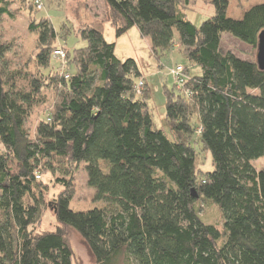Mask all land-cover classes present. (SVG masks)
<instances>
[{
  "label": "trees",
  "instance_id": "obj_1",
  "mask_svg": "<svg viewBox=\"0 0 264 264\" xmlns=\"http://www.w3.org/2000/svg\"><path fill=\"white\" fill-rule=\"evenodd\" d=\"M11 3L0 0V21L13 16ZM105 3L117 37L137 26L156 56L179 46L201 73L177 65L180 82L171 70V139L154 127L136 60L120 59L106 40L105 19L82 26L88 45L63 47L58 61L54 24L47 16L31 24L37 71L8 68L11 46L0 36V264H73L69 231L97 264H264V168L253 164L264 157V70L223 47L225 33L258 47L264 1L233 18L229 0H212L215 13L199 26L181 7L189 0ZM47 89L53 107L32 136L26 122ZM196 144L211 153V168L198 167ZM82 163L102 205L74 210L73 173ZM58 171L63 190L49 205L59 226L39 230L47 206L40 178ZM202 201L221 209V224L203 218Z\"/></svg>",
  "mask_w": 264,
  "mask_h": 264
},
{
  "label": "rangeland",
  "instance_id": "obj_2",
  "mask_svg": "<svg viewBox=\"0 0 264 264\" xmlns=\"http://www.w3.org/2000/svg\"><path fill=\"white\" fill-rule=\"evenodd\" d=\"M11 11L13 16L5 15L0 21V36L3 41L10 44L11 49L6 52L3 62L8 68H21L26 64L37 71V66L33 62L37 52L38 32L30 29L31 24H38L42 17L47 16L58 31V37L53 43L55 50L67 49L73 51L76 48L88 45L79 30L86 24H92L95 20L105 19L104 36L110 42H116V55L125 60L134 58L143 75L144 81L150 88L148 97V110L152 115L154 127L163 129L169 138L174 139L166 118V94L168 88L175 87V80L171 74L173 67L182 65L190 70V74L201 73V68L194 65L181 52L179 46H174L165 54L156 56L150 38L141 35L137 26H134L120 37L116 36L115 27L106 16L107 5L105 0H11ZM39 1V3L37 2ZM264 0H229L228 15L233 18H242L245 11L252 6L262 3ZM186 9V17L194 24L200 25L203 21L213 16L215 8L212 0H189ZM108 19V20H107ZM223 47L232 50L245 59H256L257 48L242 42L229 33L224 34ZM55 56V51H54ZM63 58L54 57V60ZM140 78H137L139 81ZM177 90V89H176ZM48 96L46 103L36 106L29 118L26 126L30 134L35 135L36 127L42 118H45L53 107L55 99L54 91L45 90ZM194 119H197L195 116ZM197 145V164L202 169L212 167V156L202 146ZM253 164L261 169L264 168V157L253 161ZM16 164H13V169ZM55 174L45 172L40 180L47 189L43 192V197L47 201V206L42 207L41 223L39 230H56L59 226L52 207L51 201L63 190V186L58 184ZM73 189L75 197L70 207L74 210H87L102 203L94 199L95 191L87 185V172L82 163L73 173ZM201 215L209 222L221 224V209L217 205L208 201L199 203ZM69 244L73 251V264H97L86 241L75 231L68 232Z\"/></svg>",
  "mask_w": 264,
  "mask_h": 264
},
{
  "label": "water",
  "instance_id": "obj_3",
  "mask_svg": "<svg viewBox=\"0 0 264 264\" xmlns=\"http://www.w3.org/2000/svg\"><path fill=\"white\" fill-rule=\"evenodd\" d=\"M258 66L264 70V30H262L258 37L257 57Z\"/></svg>",
  "mask_w": 264,
  "mask_h": 264
},
{
  "label": "built area",
  "instance_id": "obj_4",
  "mask_svg": "<svg viewBox=\"0 0 264 264\" xmlns=\"http://www.w3.org/2000/svg\"><path fill=\"white\" fill-rule=\"evenodd\" d=\"M55 56L60 57V58H65V52L62 49H57L55 50ZM182 71H183V68L181 66L177 67L176 70H172L174 77L176 78V80L180 82H181V77H182L180 75ZM142 85H143V81H140L137 86L138 92H140Z\"/></svg>",
  "mask_w": 264,
  "mask_h": 264
}]
</instances>
